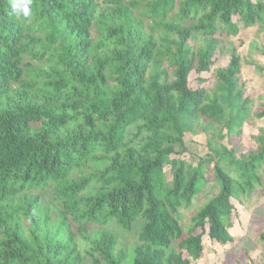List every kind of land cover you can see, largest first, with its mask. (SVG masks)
Wrapping results in <instances>:
<instances>
[{"label": "trees", "instance_id": "trees-1", "mask_svg": "<svg viewBox=\"0 0 264 264\" xmlns=\"http://www.w3.org/2000/svg\"><path fill=\"white\" fill-rule=\"evenodd\" d=\"M255 27L264 0H31L28 17L0 0V264H199L206 240L233 243L264 128L237 143L264 103L252 111L235 47L212 90L203 75ZM198 132L208 154L192 165ZM209 176L218 193L185 228ZM139 220L128 254L111 227Z\"/></svg>", "mask_w": 264, "mask_h": 264}, {"label": "rangeland", "instance_id": "rangeland-1", "mask_svg": "<svg viewBox=\"0 0 264 264\" xmlns=\"http://www.w3.org/2000/svg\"><path fill=\"white\" fill-rule=\"evenodd\" d=\"M264 29L255 27L251 30L242 31L237 38L225 39L222 42L224 50L217 54L216 65L212 73L204 74L203 78L208 83L203 87L212 90L215 80L214 71L224 68L229 62V52L233 47L237 48L242 58L241 80L245 83L248 92L255 98L251 108L257 112L264 103V56L261 51L264 47ZM192 88H197L198 84L191 78ZM255 128H264V121L254 120L250 127L244 126V134L238 146L243 150H249L252 146L250 135L256 133ZM188 153L182 158L189 164L196 165L198 159L204 158L208 154L206 137L202 132L187 136ZM227 145V141L223 142ZM236 144V143H235ZM261 177V188H256L255 194L251 198H242V203H233L237 206L238 217L235 225L230 230L233 243L222 247L217 243L212 244L207 240L204 242L206 247L204 259L199 264H264V242L261 235L264 234V173L259 172ZM168 179H171L169 176ZM218 193L212 176L208 177V185L203 194L195 199L189 209L181 210V224L187 227L189 220L194 213L202 208L210 199ZM142 229L141 220L135 224L132 233H125L121 229L112 226L111 230L119 240V248L124 249L128 254L137 242L139 230ZM101 231L98 227H92L93 236ZM83 247V244H81ZM192 264H196L192 262Z\"/></svg>", "mask_w": 264, "mask_h": 264}, {"label": "clouds", "instance_id": "clouds-1", "mask_svg": "<svg viewBox=\"0 0 264 264\" xmlns=\"http://www.w3.org/2000/svg\"><path fill=\"white\" fill-rule=\"evenodd\" d=\"M11 4L12 11L17 16L28 17L30 15L31 0H23V3L18 2V0H9Z\"/></svg>", "mask_w": 264, "mask_h": 264}]
</instances>
